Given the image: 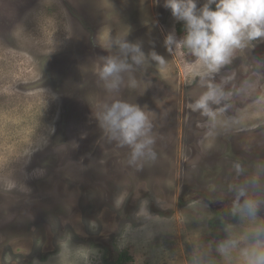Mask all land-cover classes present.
I'll list each match as a JSON object with an SVG mask.
<instances>
[{"label": "rangeland", "instance_id": "1", "mask_svg": "<svg viewBox=\"0 0 264 264\" xmlns=\"http://www.w3.org/2000/svg\"><path fill=\"white\" fill-rule=\"evenodd\" d=\"M170 33L186 34L163 0H0V264L122 252L125 264H249L264 251V39L234 51L209 117L189 105L212 79L165 47ZM105 58L128 67L103 80ZM116 101L151 123L156 158L140 168L102 126Z\"/></svg>", "mask_w": 264, "mask_h": 264}, {"label": "clouds", "instance_id": "2", "mask_svg": "<svg viewBox=\"0 0 264 264\" xmlns=\"http://www.w3.org/2000/svg\"><path fill=\"white\" fill-rule=\"evenodd\" d=\"M163 7L170 11L176 21L183 22L186 32L179 41L173 33L168 34L164 45L169 50L173 45L189 50L196 58L192 66L193 76L204 77L218 72L230 62L235 50L252 41L264 39V0H206L200 7L198 0H163ZM120 47L134 53L131 59L135 64L139 65L145 60V54L138 45L123 42ZM150 56L159 64H165L164 58L155 51ZM127 67V64L115 58H105L100 78L107 80ZM108 87L115 88L116 84ZM222 95L209 85L208 91L189 107L212 117L214 113L209 108V102L219 104ZM102 121V126L110 133V139L116 140L120 147L128 146L131 149L129 165L140 168L142 165L139 162L143 159L156 158L150 147L154 144V139L149 135L152 126L139 106L116 101L107 107ZM253 256L249 264H264V251H256Z\"/></svg>", "mask_w": 264, "mask_h": 264}, {"label": "flooded vegetation", "instance_id": "3", "mask_svg": "<svg viewBox=\"0 0 264 264\" xmlns=\"http://www.w3.org/2000/svg\"><path fill=\"white\" fill-rule=\"evenodd\" d=\"M189 56H191V53H189L188 54ZM193 58H195V57H193ZM192 57H189V60H191V59H193ZM228 68H230V66H227V64H225L224 66H222L221 68H220V70L218 71V72H216V73H212L211 75H208V76H205V77H211V79H212V86L213 87H215L216 89H217V91H218V93H225L226 91H228V86L230 85V82H231V80H232V78H233V74H231V75H226L225 77H222L221 76V74L223 73V72H229V71H234V73H238V71L235 69V68H231V70L230 69H228ZM228 69V70H227ZM261 70L262 71H264V66L262 65V67H261ZM221 73V74H220ZM252 96H249V100H250V98H251ZM221 98H223V95H222V97ZM222 99H220V101H221ZM251 102H253L252 100L251 101H249L247 104H246V106L249 104V103H251ZM210 104L212 103V102H209ZM233 103H235V102H233ZM243 104H245V103H243ZM212 111V110H211ZM263 129H261V131H262ZM233 134H235V133H233ZM233 136H236V135H233ZM258 142L260 141V143L261 142H263L264 141V136H260V137H254ZM252 144H256V142H254V143H252ZM224 190L227 192V193H230L232 190H233V188H232V185L230 184V185H227L226 187H224ZM112 226V225H111Z\"/></svg>", "mask_w": 264, "mask_h": 264}, {"label": "trees", "instance_id": "4", "mask_svg": "<svg viewBox=\"0 0 264 264\" xmlns=\"http://www.w3.org/2000/svg\"><path fill=\"white\" fill-rule=\"evenodd\" d=\"M121 259H122V260H119V261H118L119 264H125V263H124L125 260H127V259H131V258L127 255L126 252H122V253H121ZM118 263H110V264H118Z\"/></svg>", "mask_w": 264, "mask_h": 264}]
</instances>
